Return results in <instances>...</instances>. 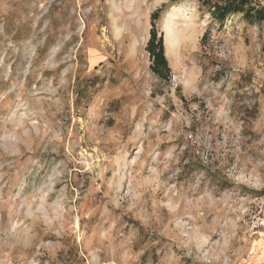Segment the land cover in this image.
Wrapping results in <instances>:
<instances>
[{"label": "rangeland", "instance_id": "rangeland-1", "mask_svg": "<svg viewBox=\"0 0 264 264\" xmlns=\"http://www.w3.org/2000/svg\"><path fill=\"white\" fill-rule=\"evenodd\" d=\"M0 264H264V22L0 0Z\"/></svg>", "mask_w": 264, "mask_h": 264}, {"label": "trees", "instance_id": "trees-1", "mask_svg": "<svg viewBox=\"0 0 264 264\" xmlns=\"http://www.w3.org/2000/svg\"><path fill=\"white\" fill-rule=\"evenodd\" d=\"M202 6L207 7L213 20L222 23L229 15L239 14L249 23L264 22V7L255 0H197ZM159 12L151 15L152 21L157 20ZM146 51L151 56V70L163 79H167L169 69L164 57L161 36L157 37L154 29L146 44ZM162 73V74H161Z\"/></svg>", "mask_w": 264, "mask_h": 264}]
</instances>
